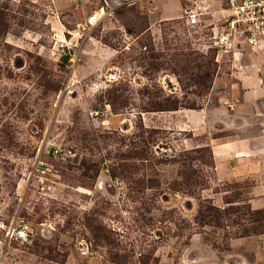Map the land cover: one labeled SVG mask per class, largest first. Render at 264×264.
I'll list each match as a JSON object with an SVG mask.
<instances>
[{
  "label": "rangeland",
  "instance_id": "rangeland-1",
  "mask_svg": "<svg viewBox=\"0 0 264 264\" xmlns=\"http://www.w3.org/2000/svg\"><path fill=\"white\" fill-rule=\"evenodd\" d=\"M229 17L225 0H0V264H264L254 182H217L185 117L244 77L264 88V38L226 36Z\"/></svg>",
  "mask_w": 264,
  "mask_h": 264
},
{
  "label": "crops",
  "instance_id": "crops-1",
  "mask_svg": "<svg viewBox=\"0 0 264 264\" xmlns=\"http://www.w3.org/2000/svg\"><path fill=\"white\" fill-rule=\"evenodd\" d=\"M211 13L213 21L223 15L221 11ZM247 70L251 68L242 71ZM229 97L219 99L217 106L207 111L206 118L202 116L206 113L204 111L188 112L185 117L188 121L189 118L197 119L196 125L200 128L204 125L208 130V147L216 181L221 183L250 178L254 185L250 189L249 205L252 210H264V88L244 77L238 82V88H229ZM172 113L178 118L183 111ZM215 121L222 123L218 130L213 126ZM186 126L193 131L194 126ZM177 130L185 131L181 127ZM216 131H221L223 136L210 138Z\"/></svg>",
  "mask_w": 264,
  "mask_h": 264
},
{
  "label": "built area",
  "instance_id": "built-area-1",
  "mask_svg": "<svg viewBox=\"0 0 264 264\" xmlns=\"http://www.w3.org/2000/svg\"><path fill=\"white\" fill-rule=\"evenodd\" d=\"M228 4L230 13L226 21V36L231 32L243 38V42L250 46L264 38V0H225ZM98 15L90 16L87 20L88 25L96 23ZM195 16H190L191 24H195ZM11 238L18 242L27 241V233L24 229L14 228L11 231Z\"/></svg>",
  "mask_w": 264,
  "mask_h": 264
},
{
  "label": "trees",
  "instance_id": "trees-1",
  "mask_svg": "<svg viewBox=\"0 0 264 264\" xmlns=\"http://www.w3.org/2000/svg\"><path fill=\"white\" fill-rule=\"evenodd\" d=\"M173 73L176 74V70H175V72H173ZM205 75H206V74H204V76H205ZM206 77L208 78L209 76L206 75ZM201 79H202V77H196L195 82L197 83V82H199ZM199 83H200V82H199ZM166 102H167V101H166ZM168 102H169L168 105H165L164 107H159V109L156 110V111H178V110H180V109H190V110H194V108H190V107L186 108V107H183V106H181V105H178V103H176V102H170V101H168ZM197 109H200V108H197ZM195 110H196V109H195ZM254 212H255V214H257V213H262L263 218H264V210H254ZM263 220H264V219H263Z\"/></svg>",
  "mask_w": 264,
  "mask_h": 264
}]
</instances>
